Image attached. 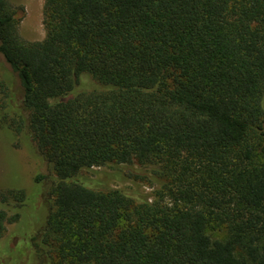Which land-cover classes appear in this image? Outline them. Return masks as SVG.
<instances>
[{
    "label": "trees",
    "instance_id": "trees-1",
    "mask_svg": "<svg viewBox=\"0 0 264 264\" xmlns=\"http://www.w3.org/2000/svg\"><path fill=\"white\" fill-rule=\"evenodd\" d=\"M23 10L0 0L1 118L55 174L45 264H264V0H45L37 41ZM105 165L153 193L80 175Z\"/></svg>",
    "mask_w": 264,
    "mask_h": 264
},
{
    "label": "rangeland",
    "instance_id": "rangeland-1",
    "mask_svg": "<svg viewBox=\"0 0 264 264\" xmlns=\"http://www.w3.org/2000/svg\"><path fill=\"white\" fill-rule=\"evenodd\" d=\"M10 1L24 7L20 12L21 36L30 41L42 40L46 34L43 22L45 0ZM5 103L4 95L0 92V199L6 201L5 204L0 202V205L7 211L5 230L0 241V264H45L46 260L40 257L35 243L53 209V197L49 194V179L37 183L35 176L39 173L55 174L49 171V165L33 149L28 137L18 133L14 127H8L12 124L11 118L6 121L1 118ZM111 167L105 165L83 169L80 175L92 181H104L109 186L136 187L153 193L154 188L144 180H138L135 184L131 180L120 183L107 178L105 172L113 171ZM18 196H23V199ZM209 233L213 237L223 234L214 229H209Z\"/></svg>",
    "mask_w": 264,
    "mask_h": 264
}]
</instances>
